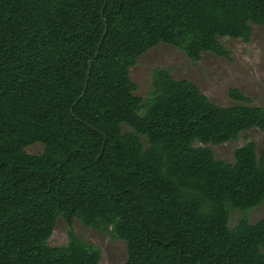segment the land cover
Here are the masks:
<instances>
[{
    "label": "trees",
    "instance_id": "trees-1",
    "mask_svg": "<svg viewBox=\"0 0 264 264\" xmlns=\"http://www.w3.org/2000/svg\"><path fill=\"white\" fill-rule=\"evenodd\" d=\"M255 26L264 0H0V264H100L75 220L124 242L125 264H264V218L249 215L264 148L232 163L209 148L264 134V107L236 89L216 105L168 69L143 98L130 76L161 45L229 59L221 40ZM59 218L68 242L52 246Z\"/></svg>",
    "mask_w": 264,
    "mask_h": 264
},
{
    "label": "rangeland",
    "instance_id": "rangeland-1",
    "mask_svg": "<svg viewBox=\"0 0 264 264\" xmlns=\"http://www.w3.org/2000/svg\"><path fill=\"white\" fill-rule=\"evenodd\" d=\"M221 41L231 51L229 59L207 53L201 61L194 63L180 51L166 45L148 51L130 71L132 80L138 86L137 95L147 98L151 91L152 72L156 69H168L176 80H187L195 84L216 105H236L228 96L230 89H236L250 98L253 106L264 107V27L255 26L248 43L229 38ZM125 131L128 129L125 128ZM247 142L255 143L260 152L264 148V134L255 129L242 134L237 141L209 148L218 160L232 163L236 150ZM43 151L41 144L26 148V153L30 155H39ZM249 215L252 223L263 219L264 205ZM240 219L239 213H233L230 227L237 225ZM74 230L81 239L96 244L101 249L100 264H125L127 252L124 242L113 241L109 236L85 227L79 220L74 221ZM67 242L68 225L59 218L49 244L60 246Z\"/></svg>",
    "mask_w": 264,
    "mask_h": 264
}]
</instances>
